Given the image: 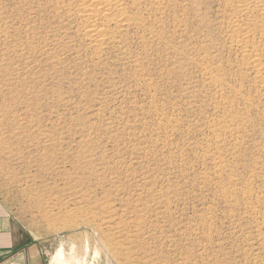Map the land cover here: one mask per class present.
Wrapping results in <instances>:
<instances>
[{"label": "rangeland", "instance_id": "obj_1", "mask_svg": "<svg viewBox=\"0 0 264 264\" xmlns=\"http://www.w3.org/2000/svg\"><path fill=\"white\" fill-rule=\"evenodd\" d=\"M131 1L100 45L82 0H0V203L41 264H264V85L233 1Z\"/></svg>", "mask_w": 264, "mask_h": 264}, {"label": "bare ground", "instance_id": "obj_2", "mask_svg": "<svg viewBox=\"0 0 264 264\" xmlns=\"http://www.w3.org/2000/svg\"><path fill=\"white\" fill-rule=\"evenodd\" d=\"M231 1H233V3H229L228 5L232 12V16L230 18H232L231 21L235 29L232 28L234 30H232L234 34L232 33L233 39L230 38L232 39L230 41H232V46L235 45H233V41L236 43V48L239 49L242 57L245 60V67L246 65L251 67L254 70L253 72L259 75L262 81L261 83L264 85V62L261 60L258 50L254 47L256 46V44H254L255 42H264V0ZM131 2L134 5H138L140 4L141 0H132ZM77 6L78 5H76V7ZM125 6V0H82V4L80 5L81 10H79L83 14V19L84 16H86L89 18V20H91V23H88L89 25L85 30L87 31V36L90 37L88 40H92H90V43L97 42L100 45H103L104 43H101L105 41L104 37L109 34V30L106 28L109 27L110 24L112 25V23H115L120 28H128L133 24L131 22L134 18L132 19L127 14ZM135 23L138 24V22ZM139 23L141 22L139 21ZM105 26L106 28H104ZM258 35L259 40L257 37ZM252 44L253 47L251 50L250 48ZM67 254L65 249L62 248L51 260V264H88L87 260L83 259L84 255L80 256L81 254H79L76 249H73L71 254ZM109 264L112 263L109 261Z\"/></svg>", "mask_w": 264, "mask_h": 264}, {"label": "crops", "instance_id": "obj_3", "mask_svg": "<svg viewBox=\"0 0 264 264\" xmlns=\"http://www.w3.org/2000/svg\"><path fill=\"white\" fill-rule=\"evenodd\" d=\"M35 246L25 227L0 203V264H41Z\"/></svg>", "mask_w": 264, "mask_h": 264}]
</instances>
